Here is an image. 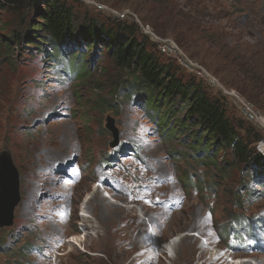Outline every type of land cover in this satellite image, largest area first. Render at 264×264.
<instances>
[{"label":"rangeland","instance_id":"1","mask_svg":"<svg viewBox=\"0 0 264 264\" xmlns=\"http://www.w3.org/2000/svg\"><path fill=\"white\" fill-rule=\"evenodd\" d=\"M69 1L79 27L135 23L163 63L264 136L237 59L264 63V0ZM21 13L0 5V35L21 33ZM15 52L7 58L0 45V150L12 153L21 192L14 223L0 229V264H264V161L164 136L111 52L86 53V79L35 48L16 43ZM250 146L264 156V139Z\"/></svg>","mask_w":264,"mask_h":264},{"label":"trees","instance_id":"2","mask_svg":"<svg viewBox=\"0 0 264 264\" xmlns=\"http://www.w3.org/2000/svg\"><path fill=\"white\" fill-rule=\"evenodd\" d=\"M0 5L22 10L20 24L25 25L21 33L14 30L6 38L0 35V45L7 58L15 55L17 43L45 53L53 67L65 74L86 79L90 76L89 65L85 64L86 53L111 52L116 65L134 78L129 90L136 88L135 94L139 96L143 92L146 96L142 97V107L152 115L151 119L164 136L178 138L189 134L192 148L197 151L207 148L206 152L225 148L237 163L264 161L256 145L250 146L263 140V134L252 125L247 128L231 117L223 100L209 96L200 81L184 80L172 65L163 63L149 50L146 41L137 37L139 29L135 23H120L115 29L92 18L81 20L79 27L77 9L69 0H0ZM33 8H37L36 18L29 20V10ZM16 21L19 22V17ZM77 38L86 46L81 54L71 46V43L78 44ZM237 59L251 81L248 87L239 90L264 111V63L257 64L256 59L241 55H237ZM249 61L254 63L249 65ZM241 130H245V134Z\"/></svg>","mask_w":264,"mask_h":264},{"label":"water","instance_id":"3","mask_svg":"<svg viewBox=\"0 0 264 264\" xmlns=\"http://www.w3.org/2000/svg\"><path fill=\"white\" fill-rule=\"evenodd\" d=\"M107 128L112 131V146L119 142V130L112 117H108ZM21 201L20 172L16 167L12 153L0 150V229L14 223L15 209Z\"/></svg>","mask_w":264,"mask_h":264},{"label":"bare ground","instance_id":"4","mask_svg":"<svg viewBox=\"0 0 264 264\" xmlns=\"http://www.w3.org/2000/svg\"><path fill=\"white\" fill-rule=\"evenodd\" d=\"M99 185V184H98ZM98 193V192H97ZM98 195H100V193L98 194ZM112 207H114V206H118L119 205V203H115V202H110L109 203ZM6 227H8V226H6ZM147 240H149L151 243L154 241V234H153V232L151 233V231H149L148 233H147ZM184 237V235H182V234H178L177 236H176V240H179V241H181L182 240V238ZM165 248H167V246H168V244L166 243L165 245ZM169 246H170V244H169ZM152 248H153V246H152ZM237 259V258H236ZM245 262H246V260H245ZM234 264H239V263H237V261H236V263H234Z\"/></svg>","mask_w":264,"mask_h":264}]
</instances>
